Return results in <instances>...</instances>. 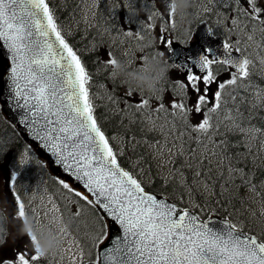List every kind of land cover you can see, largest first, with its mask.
I'll return each instance as SVG.
<instances>
[{
    "label": "snow or ice",
    "instance_id": "obj_1",
    "mask_svg": "<svg viewBox=\"0 0 264 264\" xmlns=\"http://www.w3.org/2000/svg\"><path fill=\"white\" fill-rule=\"evenodd\" d=\"M82 2L88 3V0ZM101 2L107 3V0ZM196 3L206 14L215 13L216 8H222L228 14L220 22L227 23L229 32L237 36L223 43L226 55L223 58L201 55L196 69L189 67L182 79H172L167 74L161 84V95L145 96L143 92L129 88L123 101L114 93L107 97L108 104L116 109L112 113L114 116L123 115L127 119L131 113L140 123L150 121L153 130L161 117L172 118L174 127L169 128L163 142H157L154 147L161 158L166 151L174 152L177 158L187 154L189 163L186 169H175L172 180L164 183L160 191H154L145 179L147 173L140 169L141 161H137L135 167L130 164L126 167L122 162L124 152L116 145V137L104 129L102 117L97 115V101L104 97L92 91V73L87 70L82 54L70 43V33L59 23L52 0H0V82L4 85L0 88V112L7 107L17 126L25 125L34 140L42 143V150L46 149L55 157V163L61 166L68 180L80 186L77 188L65 179L59 180L60 187L72 199L63 207L50 201L51 211L60 213L56 218L64 222L67 214L69 223L79 221L85 208L94 217L91 230L84 233L86 244L71 237L68 228L55 229L65 237H71L67 248L59 251L57 264H62L65 254L68 264H264V233L245 231L229 216L218 222H213L210 215L204 219L200 213L214 211L207 209L206 212L210 202L205 201L204 206L189 202L201 184L205 190L211 187L213 194L220 196H227L229 186L236 183L241 185V191L250 189L261 194L253 182L254 174L244 168L226 166L229 157L224 146L227 141L217 138L213 130L219 127L214 124L217 116L223 114L225 121L231 122L233 131L249 140L264 135L262 128L243 126L248 118L240 110L242 104L248 103L253 107H264V88L252 84L251 80L256 65L240 46L244 39L253 40L252 35L243 36L250 26L264 37V0H196ZM121 7L126 10L128 23L139 24L136 31H122L124 42L134 38L142 44L147 37L153 41L148 47H154V41L158 40L161 50L156 55L165 57L172 50L173 41L181 45L191 41V38L186 42L170 39V30L175 31L177 22L173 0H127L122 6L113 0L106 11L115 15ZM88 11L90 8L85 9L86 13ZM140 11L146 16L142 21ZM84 18L89 19L87 14ZM112 31L121 32V29L112 28L106 34ZM156 31L159 35L154 36ZM146 58L144 49H140L135 62L142 64ZM116 62L109 49L104 67L111 69V79L116 78ZM164 62L169 72L180 67L170 63L169 59ZM259 63L264 70V55H259ZM217 65L223 66L228 79L220 80L224 73L217 70ZM214 84L216 91L212 92ZM249 87L255 90L254 93H248ZM230 88L243 91L251 98L226 97ZM165 90L172 96L168 104L164 103L162 94ZM132 96L139 98L131 101ZM229 100L231 111H228ZM190 113L202 119L191 125L188 122ZM177 121L191 135L176 127ZM128 131L124 129L121 144H127ZM173 131L177 135L169 144L168 136ZM200 149L203 159L197 155ZM209 153L218 157L219 166L227 173L225 176L222 172L216 178L223 181L218 193L215 192L217 184L208 183L211 175ZM20 164L27 165L28 160L22 157ZM205 165L209 166L207 174ZM17 177V172L11 173L9 190L17 207L14 218L23 220L29 209L16 191ZM217 203L230 205L228 200ZM96 209L102 215H97ZM105 218L111 223H106ZM41 226L37 219L36 227ZM48 227L54 226L49 224ZM113 227L117 230L110 236ZM25 235L34 254L20 251L12 258L0 257V264H40L53 255L40 251L31 229ZM0 239H6V232H0Z\"/></svg>",
    "mask_w": 264,
    "mask_h": 264
},
{
    "label": "trees",
    "instance_id": "obj_2",
    "mask_svg": "<svg viewBox=\"0 0 264 264\" xmlns=\"http://www.w3.org/2000/svg\"><path fill=\"white\" fill-rule=\"evenodd\" d=\"M80 1L81 0H53L52 5L56 9L55 14L59 23L66 32L70 33L68 36L70 43L82 54L87 70L92 73L91 82L94 85L92 91L96 92L98 96L104 97L103 100L97 101L99 105L97 108V115L102 117L104 129H106L107 134L111 136L112 134L122 136L124 129H129L126 139H130V137L145 138L152 136L150 132L147 133L144 129V123L138 122L137 117L131 114H129V118L127 119H125L123 115L114 116L112 113L115 112L116 109L108 104V100L104 95L106 86L111 81V75L109 76V68L104 67L107 53L103 49H111L114 56L118 57L120 60H128V54L122 53L131 45L132 39L128 42H124L122 31H136L139 24L137 22L128 23L126 21L127 13L123 7L117 10L115 15H109L106 8L113 0H107V3L101 2L96 12V17L93 20H83L80 11ZM126 2L127 0H116V3L121 6ZM137 7L139 8V5H137ZM142 12L143 11H140L139 19H141ZM190 23H193V21H190L189 24ZM112 28H120L121 32L112 31L110 34H106V32ZM178 31H176L178 36L179 33L184 35L179 29ZM222 33L225 34L223 35L226 38L231 40L232 36H230L229 30L225 32L222 31ZM260 37V43L264 47V37H262L261 34ZM93 49H95V51H93ZM152 53V47H148L146 54L151 56ZM97 61L100 62L98 63ZM217 70L224 72V68L221 65H217ZM251 80L252 84L259 88H264V76L259 74L258 71L254 70ZM112 83L115 88L118 86V82ZM102 85L103 87H101ZM230 96H239L243 100H249L251 98V96H245L243 91H237L235 88L228 89L226 97ZM228 104V111H231V100L228 101ZM240 110L243 112L244 116L248 118L243 122L244 127L255 126L264 129V107H253L251 103H248L242 104ZM134 121L136 122L134 123ZM219 135V138L222 137L226 141L228 140L224 147L226 154L232 156L235 166L244 168L246 172L254 174V182L263 183L264 185V163L257 162L255 155L252 153L248 156L247 153L250 151V146L246 143L245 135L233 131L232 126ZM257 137H259V140L255 142V146L260 145L264 135H259ZM26 149L28 150L27 152L25 151ZM133 149H135V151H133ZM26 154H28V164L24 166L21 165L20 169L17 171L18 177L15 188L19 195L21 196L23 194L24 188H26L28 192L34 189H45L55 197L61 207L67 204L68 200L72 198L68 197L60 187V179L49 172L47 164L34 153L13 124L7 120L3 112H0V163H4L8 160L9 162H6L8 163V167L9 165L16 167V159L19 160L22 156L26 157ZM143 158L150 161V155L147 153L146 147L140 143L137 145L135 143L133 147L127 148V150L124 151L122 162L126 167L129 166V164L132 167L134 161L137 159L143 160ZM178 159L181 158H177V160ZM217 177L219 176L210 175L208 179L215 178L214 183L217 184L215 192L218 193L223 187V181H217ZM171 180L172 178L166 180L163 176L155 174L154 181L150 182L152 190L160 191L164 187V183ZM235 186L241 187L239 183L230 185L229 194L227 196L213 194L209 198H203L204 194H198L199 205L204 206L205 201L210 202L206 206V212L207 209H214V211L207 214H200L204 219L213 213L222 217L229 216L234 223L243 227L245 231L251 230L253 233L257 234L264 233V209L256 210L250 208V204L244 199L243 195L240 194ZM168 191L170 192L171 189H168ZM262 194H264V190H262ZM225 200L230 201V205L217 203V201ZM72 203L75 204L76 202L73 200ZM77 210H79V208ZM95 211L97 215H101L97 209ZM196 211L199 213V209H196ZM68 212H71V205H69ZM0 214H2V219H6L5 210L1 206ZM93 219L94 217L91 212L86 208L79 221L69 223L67 214L65 216V222L69 231L78 237L82 244H86V241L83 239L84 233L91 230ZM77 229L79 230L77 231ZM85 251H87V248H85ZM48 259L49 258L42 260L41 264H51Z\"/></svg>",
    "mask_w": 264,
    "mask_h": 264
},
{
    "label": "rangeland",
    "instance_id": "obj_3",
    "mask_svg": "<svg viewBox=\"0 0 264 264\" xmlns=\"http://www.w3.org/2000/svg\"><path fill=\"white\" fill-rule=\"evenodd\" d=\"M84 12H82L84 15L87 14V16L89 14H92V12H94V8H95V0H88V3H84ZM200 7V6H199ZM213 7L215 8V4L213 5ZM86 8H90V11H88L87 13L85 12ZM223 11L222 8H216L215 13H213L212 15V20H213V25L214 27H216L217 29H229V25L227 23H221V18L222 17H226V13L223 15V13L221 12ZM202 14L201 10H199V15ZM198 15V16H199ZM144 17L145 14H144ZM188 25L185 24L183 26H179L178 24V20L176 22V29H178L179 27H181V30L184 31L185 34H187L186 32V27ZM175 29V30H176ZM174 33L175 31H171L170 30V39H173L174 37ZM260 32L257 29L256 31H253L252 27L250 26L244 33L243 36L246 38L248 35H252L254 38L251 41H248L247 39H244L243 42L241 43V48H245V51L247 53V55L251 56V58L253 59L256 68L255 70L259 72V74L264 75V70H262V66L259 63V55H264L263 51H264V47L261 45L260 40ZM154 36L159 35V32L156 31L154 34ZM230 36L234 37L237 36V34L235 33H230ZM239 38V37H237ZM232 39V38H231ZM233 43L235 42L234 40L232 41ZM155 45H156V51H160L161 50V45L159 43V41H154ZM257 45H260V48H257ZM132 50V51H131ZM139 50L137 49V46H135L133 49L131 46H129L128 50L126 51V53L128 54L131 62L130 66L132 67V71L139 70V67L141 64L136 63V59H137V54H138ZM131 53L134 55L135 58H131L132 55ZM166 57V55H165ZM176 72L174 70L168 72V76H170L172 79H178L181 78L182 76H180L179 74H175ZM222 76V80H226L228 79V73L224 72ZM164 82H162L163 84ZM124 85L121 86V88L119 89V91L117 93H119L120 95V99L123 101L126 97V93L129 89V87L123 83ZM110 89V86H106V90ZM216 91V85L214 84L212 86V92ZM254 89L253 88H249L248 92L249 94L254 93ZM106 92H104V95L106 97H108L109 93L106 95ZM163 97H164V103L168 104L169 101L172 99V96L170 95V93L165 90L163 93ZM211 92L209 93V96L211 97ZM145 96H151L148 93H144ZM161 95V93L159 94ZM139 97L138 96H132L131 97V101H135L137 100ZM152 105L155 106L156 105V101L153 100L152 101ZM123 105H121L122 107ZM189 106H191V102H189ZM202 119L201 116L195 114V113H190L189 117H188V122L191 125H195L198 121H200ZM146 120H148V118L146 117ZM172 118L171 117H161L160 119L157 120V126L155 128V130H153V126L152 123L149 121L147 122L148 125V129L155 131V135L156 138L154 140H146L144 142V145L147 146L150 154H151V158L153 159V164L152 166H148L145 167L142 164V168L140 165V168L144 171H149L151 172L152 169H155V173L159 174V175H166L167 179H170L172 177V173L175 171V169L177 168H187L188 167V157L187 154H185V156L183 158H181L178 162L175 163V159L176 156L173 153H168L167 151L165 152V155L163 158H161L156 151V148L154 147V145L157 142H163V139L165 137V135L168 133L169 128H173L174 126L171 123ZM214 124H218L219 127L218 128H214V134L217 138H219V134L223 133L225 130H227L230 126H232L231 122L229 121H225V117L223 114H220L217 116L216 120L214 121ZM163 126V127H161ZM176 127L181 128L182 131H184L185 133H187V135H191V132H189V130L187 128L184 127V125L182 123H180L179 121H177ZM177 133H175V131H173V133L171 135L168 136V140H169V144H171L173 142V137L176 136ZM187 138V136H185ZM246 139V143L250 146V151L247 153L248 156L249 154H254L255 158L257 160V162H263L264 163V144H262V141H264V138H262L261 143L259 146H255V142H258L259 137L253 139V140H249L247 136H245ZM120 148L123 149V144L120 143L121 139L118 138L117 139ZM177 144L180 143L179 140L176 141ZM193 148L196 147V145H192ZM202 149L197 151V155H200L201 158L203 159V155H202ZM229 157V159L226 160L225 164L226 166H230V167H236L235 166V162L232 160V156L227 155ZM209 160L211 161V167H210V173L211 175H215V176H220V174L223 172L225 176H227V173L224 171L223 168H221L218 164V157L212 156L210 153L208 154ZM261 157V158H260ZM26 159H28V155H26L25 157ZM215 159V162H214ZM165 161H170L168 163H165ZM6 162H9L8 160H6ZM0 163V206L4 208L5 210V214H6V239L4 240V243L2 244V247H0V257H4V258H12L14 253L20 252V251H27L29 254H34L33 253V249L31 247L29 238L27 235L25 234H21L20 233V228L21 225L24 222L23 220L20 219H15V214L17 211V207H16V202L13 199L12 193L9 190V183H10V178H11V173L13 172H17L16 171V167L12 168V166L9 165L8 167V163ZM18 162V163H17ZM174 162V163H173ZM17 164L20 163V161H16ZM187 163V164H186ZM214 163V164H213ZM147 169V170H146ZM209 171V166L205 165V172L206 174ZM150 177L153 176V173H149ZM253 179V177H252ZM201 180L203 181L204 178L202 177ZM213 180V181H212ZM215 181V178H211L208 179V183L209 185L213 184ZM254 182V180H253ZM255 184H257L258 190L259 192L262 194V190H264V185L263 183H257L254 182ZM235 188L240 192V194L243 195L244 199L250 204V208L252 209H256V210H262L264 209V197L261 194H257V192H253L250 189H244L243 191H241V187L239 186H235ZM23 193H26L25 195V205L26 208L29 209L28 211V216L33 217L35 220L39 219L41 223L46 222V217L48 216L49 213H55L56 216H59L60 213L58 212H53L51 211L52 208V204L50 201L54 200L56 202V200L51 197L47 191L45 189H34L29 195H28V191L26 188L23 189ZM198 194H204L203 198H209L213 195V190L211 187H209L207 190L204 189L203 184H201L200 186L197 187L196 189V195L193 198V200L189 201L190 203H195L197 205H199V200L197 195ZM31 195V196H30ZM28 199H30V201L28 202ZM56 204L59 206V204L56 202ZM260 223V221H259ZM73 237V236H71ZM71 237H65V244H64V248H67L68 244L70 243V239ZM49 262H53L54 264H57V261H59V252H57L56 254H53L51 256H49L48 259ZM62 264H68V256L67 254H65V258L62 262Z\"/></svg>",
    "mask_w": 264,
    "mask_h": 264
},
{
    "label": "clouds",
    "instance_id": "obj_4",
    "mask_svg": "<svg viewBox=\"0 0 264 264\" xmlns=\"http://www.w3.org/2000/svg\"><path fill=\"white\" fill-rule=\"evenodd\" d=\"M173 3L179 26L188 24L193 16L189 9L194 7L195 0H173ZM150 43H153V41L145 38L144 43L139 47L140 49H144ZM129 66L128 60L117 59L114 66L115 75L122 77L123 82L133 91L148 93L149 95L160 94L162 81L169 72V68L165 64L163 57L156 54L147 56L143 63L138 66V71H127ZM56 217L55 213H49L45 218L46 222L37 228L36 220L26 215L21 225L20 233L25 234L31 229L32 233L37 237L40 251L45 254H56L64 248L65 236L55 229L67 228L66 224ZM6 222V219H0V232L6 231ZM49 224L54 227L50 229L48 227ZM0 243H4V240L0 239Z\"/></svg>",
    "mask_w": 264,
    "mask_h": 264
},
{
    "label": "water",
    "instance_id": "obj_5",
    "mask_svg": "<svg viewBox=\"0 0 264 264\" xmlns=\"http://www.w3.org/2000/svg\"><path fill=\"white\" fill-rule=\"evenodd\" d=\"M205 23V22H204ZM206 24V23H205ZM199 25L196 29V37H198V41L190 48L192 52L188 53L191 57L189 61L184 60V52L181 47H176L175 50L172 52L170 60H172L174 63L180 65L179 68H181L183 71H188V68L191 67L193 69H196V64L198 61V58L203 55L204 47H208V54H210L213 58H223L226 55V51L223 47L224 40L223 38L219 35L217 37H212L210 32H209V27L207 24L205 25ZM194 47V49H193ZM4 85L2 82H0V88H3ZM3 110L7 114V116L10 118V120L17 126V122L15 117L13 116L12 113H10L7 109V107H3ZM17 128L21 131L23 137L25 140L32 145L35 150L43 156L50 164L51 169L55 174L58 176L62 177L69 183H73V186L79 188V185L74 184L73 181H69L67 174H65L61 168V166L57 165L55 163V157L52 156L51 153H49L46 149L42 150V143L40 141H35L34 137L27 132L26 126L25 125H19ZM39 145V147H38ZM108 219V218H107ZM208 219V218H206ZM211 219L213 222H218L224 218H221L219 215H211ZM109 220V219H108ZM111 221L109 220V224ZM117 229L115 227L110 229V236L112 232H115Z\"/></svg>",
    "mask_w": 264,
    "mask_h": 264
},
{
    "label": "bare ground",
    "instance_id": "obj_6",
    "mask_svg": "<svg viewBox=\"0 0 264 264\" xmlns=\"http://www.w3.org/2000/svg\"><path fill=\"white\" fill-rule=\"evenodd\" d=\"M103 6V5H102ZM228 141V140H227ZM234 142V141H233ZM194 146V145H193ZM261 158V157H260ZM258 160V159H257ZM214 162H215V159H214ZM216 163V162H215ZM214 164V163H213ZM260 165V164H259ZM252 169V168H251ZM163 182V181H162ZM178 194V193H177Z\"/></svg>",
    "mask_w": 264,
    "mask_h": 264
}]
</instances>
